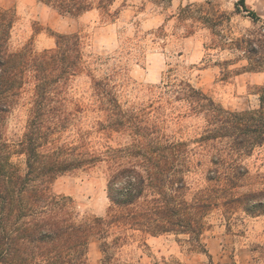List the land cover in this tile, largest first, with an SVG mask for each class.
<instances>
[{"label":"trees","instance_id":"obj_1","mask_svg":"<svg viewBox=\"0 0 264 264\" xmlns=\"http://www.w3.org/2000/svg\"><path fill=\"white\" fill-rule=\"evenodd\" d=\"M116 1L99 0L98 7L106 11ZM41 2L72 17L94 7L93 0ZM240 6L257 20L245 0ZM190 10L184 9L180 18ZM14 20L0 7V264H90L93 238L100 241V264H122L120 252L134 233L185 235L195 249L206 253L201 237L215 209L223 208L226 218L238 208L248 215H264V198L238 193L249 171L235 155L213 156L216 169L207 176V186L189 200L187 176L193 157L187 142L164 132L168 119L164 105L151 112L126 108L108 79L93 81V105L101 118L95 129L106 139L116 133L127 135L128 143L90 150L86 143L90 131L65 141L64 134L83 112L81 106L76 113L67 107L71 79L87 70L83 39L79 34L57 35L55 48L13 51ZM174 76L172 72L162 86L163 95L182 103L191 114L205 115L207 127L198 143L209 146L225 140L228 154H249L264 144V103L258 111H225L190 81ZM29 93L25 131L10 142L3 133L4 122ZM15 156L22 159L16 162ZM103 162L110 168L108 213L80 219L73 201L54 195L51 185L61 175ZM221 167L227 171L221 172ZM117 180L127 187H114Z\"/></svg>","mask_w":264,"mask_h":264},{"label":"rangeland","instance_id":"obj_2","mask_svg":"<svg viewBox=\"0 0 264 264\" xmlns=\"http://www.w3.org/2000/svg\"><path fill=\"white\" fill-rule=\"evenodd\" d=\"M98 1L93 0L91 11L72 17L41 0H0V7L15 19L13 51L31 47L40 53L55 48L57 35L79 34L83 39L87 70L71 79L67 93L68 111L76 113L81 106L83 112L63 139L71 142L90 131L86 143L94 151L128 143L127 135L116 133L106 139L95 129L101 118L93 105V81L108 79L126 108L151 112L164 105L168 118L164 132L187 142L193 157L187 176L189 200L207 186V176L216 169L215 155H235L249 171L238 193L263 199L264 144L249 154H228L225 140L209 146L198 143L207 127L205 115L189 113L182 103L163 95L162 86L173 72L176 79L190 81L225 111L260 110L264 103V0H245L257 20L240 6L241 0H118L106 11L98 7ZM187 8L190 14L181 19ZM29 97L30 93L24 95L22 104L4 122L3 133L10 142L25 131ZM236 135L242 134L236 131ZM220 171L227 170L221 167ZM109 173L106 162L67 173L52 183L51 192L70 198L80 219L102 218L110 206ZM207 222L208 230L201 237L206 253L195 249L185 235L134 233L119 259L122 264H264V215H248L238 208L226 218L219 208ZM101 259L100 241L93 238L90 264H100Z\"/></svg>","mask_w":264,"mask_h":264},{"label":"clouds","instance_id":"obj_3","mask_svg":"<svg viewBox=\"0 0 264 264\" xmlns=\"http://www.w3.org/2000/svg\"><path fill=\"white\" fill-rule=\"evenodd\" d=\"M114 187L116 188H125L127 185L125 183H121L120 180H117L116 183L114 184Z\"/></svg>","mask_w":264,"mask_h":264}]
</instances>
